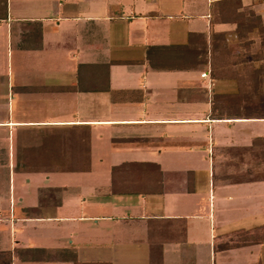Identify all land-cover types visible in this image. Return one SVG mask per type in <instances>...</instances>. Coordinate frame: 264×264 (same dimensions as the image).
Returning a JSON list of instances; mask_svg holds the SVG:
<instances>
[{"label": "crops", "instance_id": "crops-1", "mask_svg": "<svg viewBox=\"0 0 264 264\" xmlns=\"http://www.w3.org/2000/svg\"><path fill=\"white\" fill-rule=\"evenodd\" d=\"M196 1L0 0V264H264V130L212 111Z\"/></svg>", "mask_w": 264, "mask_h": 264}, {"label": "rangeland", "instance_id": "rangeland-1", "mask_svg": "<svg viewBox=\"0 0 264 264\" xmlns=\"http://www.w3.org/2000/svg\"><path fill=\"white\" fill-rule=\"evenodd\" d=\"M254 9L249 5L241 6L234 2L229 6H213L211 21L213 23L226 20L230 24L228 31L212 34L213 45L216 50L210 63V75L215 81L226 87L219 89L215 95L218 98L217 108L219 114L232 116L241 114L246 118L257 119L255 126L264 130V0H252ZM201 1L197 0L198 10L203 9ZM219 8V9H218ZM221 10V11H220ZM14 15L39 16L30 9H14ZM52 12H58L54 9ZM228 18H221L220 13ZM229 14V15H228ZM256 18H259L256 19ZM242 24L241 29L237 26ZM262 25V26H261ZM259 71L256 81L252 72ZM220 83V82H219ZM220 85V84H218ZM246 96L245 98L243 96ZM1 149V153H2ZM4 156V155H3ZM0 157H2L0 155ZM4 158V157H3Z\"/></svg>", "mask_w": 264, "mask_h": 264}, {"label": "trees", "instance_id": "trees-1", "mask_svg": "<svg viewBox=\"0 0 264 264\" xmlns=\"http://www.w3.org/2000/svg\"><path fill=\"white\" fill-rule=\"evenodd\" d=\"M234 2H238V0H226V1H221V2H217V3H215V5H216V7H223V6H229L230 4H232V3H234ZM218 8V9H219ZM221 11V10H220ZM229 15V14H228ZM220 17L221 18H228L227 17V15L225 16V15H223V13L221 12L220 13ZM256 19H258L259 20V18H256ZM224 21H226V20H222V22H224ZM213 23V22H212ZM237 26H239L240 28L239 29H241V27L243 26L242 24H238L237 23ZM262 26V25H261ZM262 28H263V30H264V25L262 26ZM211 43H213V41L211 42ZM216 50V48H215V46L212 44V54H213V52ZM260 72L259 71H253L252 72V80H253V82H254V80L256 81V79H257V76H258V74H259ZM244 98L246 97L245 95L243 96ZM247 98V97H246ZM217 96L216 97H214L213 98V105H212V111H215L216 110V107H217ZM216 115H218V116H224V115H221V114H216ZM232 116H234V115H232ZM226 117H231L230 115L229 116H226ZM0 256H4V257H7V259L9 260V254L8 253H6V254H1Z\"/></svg>", "mask_w": 264, "mask_h": 264}, {"label": "built area", "instance_id": "built-area-1", "mask_svg": "<svg viewBox=\"0 0 264 264\" xmlns=\"http://www.w3.org/2000/svg\"><path fill=\"white\" fill-rule=\"evenodd\" d=\"M263 25H264V15H263ZM203 75V74H202Z\"/></svg>", "mask_w": 264, "mask_h": 264}]
</instances>
